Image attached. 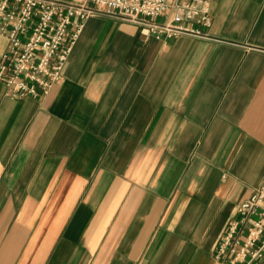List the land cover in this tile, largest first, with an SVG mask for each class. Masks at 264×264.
Wrapping results in <instances>:
<instances>
[{"label": "crops", "instance_id": "crops-1", "mask_svg": "<svg viewBox=\"0 0 264 264\" xmlns=\"http://www.w3.org/2000/svg\"><path fill=\"white\" fill-rule=\"evenodd\" d=\"M210 3L211 39L93 17L45 97L0 84V264H219L264 182V0Z\"/></svg>", "mask_w": 264, "mask_h": 264}, {"label": "built area", "instance_id": "built-area-1", "mask_svg": "<svg viewBox=\"0 0 264 264\" xmlns=\"http://www.w3.org/2000/svg\"><path fill=\"white\" fill-rule=\"evenodd\" d=\"M107 17L144 38L211 39L210 0H0V84L12 99L45 97L62 79L85 22ZM219 264H264V182L241 202L214 252Z\"/></svg>", "mask_w": 264, "mask_h": 264}]
</instances>
